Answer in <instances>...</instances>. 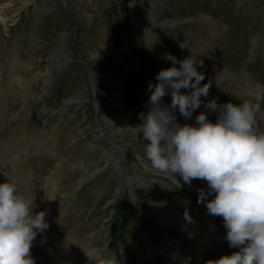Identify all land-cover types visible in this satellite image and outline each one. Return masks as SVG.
I'll list each match as a JSON object with an SVG mask.
<instances>
[{
    "label": "rangeland",
    "instance_id": "374dc122",
    "mask_svg": "<svg viewBox=\"0 0 264 264\" xmlns=\"http://www.w3.org/2000/svg\"><path fill=\"white\" fill-rule=\"evenodd\" d=\"M0 6L11 11L0 21V183L15 180L34 214L47 210L50 227L31 248L35 264H90L83 250L105 245L119 264H206L239 251L221 241L223 218L197 202L207 185L177 187L146 167L149 142L131 128L149 111L148 82L180 66L166 54L200 62L201 86L212 82L191 119L173 113L181 125L197 126L201 113L214 123L219 113L204 106L213 99L258 104L264 123V0ZM162 104L171 105V89ZM186 210L192 222L184 228Z\"/></svg>",
    "mask_w": 264,
    "mask_h": 264
},
{
    "label": "clouds",
    "instance_id": "9594fccd",
    "mask_svg": "<svg viewBox=\"0 0 264 264\" xmlns=\"http://www.w3.org/2000/svg\"><path fill=\"white\" fill-rule=\"evenodd\" d=\"M184 48L183 44L180 45ZM173 66L148 82L149 111L141 113V126L131 128L142 133L149 167L172 179L180 186L193 180L207 183V191L198 189V203L205 204L207 214L222 217L225 237L231 255L206 264H264V128L258 119L260 106L250 101L218 105L213 99L204 106L219 115L213 123L204 113L195 124L181 125L173 114L178 111L185 120L201 107L211 88V80L201 86L205 75L197 71L190 57L177 60L164 57ZM171 89V105L163 106L162 98ZM181 89H190L182 93ZM214 194V198L208 197ZM54 200V199H50ZM34 200L20 192L15 180L0 183V264H35L31 248L38 234L49 229L47 210L34 214ZM36 207V205H35ZM184 218L192 219L186 210ZM108 246L84 251L90 264H119L115 254H107Z\"/></svg>",
    "mask_w": 264,
    "mask_h": 264
},
{
    "label": "bare ground",
    "instance_id": "6f19581e",
    "mask_svg": "<svg viewBox=\"0 0 264 264\" xmlns=\"http://www.w3.org/2000/svg\"><path fill=\"white\" fill-rule=\"evenodd\" d=\"M9 6V5H8ZM7 7V6H6ZM10 12L11 13V11H9L8 10V8H5V7H3V6H0V21H2V22H4V16H1V15H5V14H2L3 12ZM20 11V10H19ZM14 13V12H13ZM16 15H18V14H16ZM17 17V16H16ZM6 18V17H5ZM7 20V19H6ZM204 43V42H203ZM205 49V48H204ZM242 82H244V80L242 81L241 80V83ZM237 89L235 90V91H237L238 90V88L240 87L239 85H240V83H239V80H237V81H235V82H231ZM250 84V83H249ZM130 115V117H133L132 116V114H127V116H129ZM262 120V119H261ZM260 126L262 127V128H264V123H260ZM176 176V175H175ZM177 178H179V177H177ZM181 178V177H180ZM182 179V178H181ZM198 180V179H197ZM178 181H179V184H180V186L179 187H183V188H190V186H186L185 184H184V182L183 181H181L180 179H178ZM193 181H196V180H193ZM200 183H202V184H204V185H207V183L205 182V181H201V180H198ZM213 199V198H212ZM180 204V203H179ZM178 204V205H179ZM181 205V204H180ZM221 227L222 228H224V226H223V224H221ZM224 234H225V237H226V235H227V233L226 232H224ZM49 239V238H48ZM225 240V239H224ZM46 245V244H45ZM44 245V246H45ZM50 245V246H49ZM52 249H53V244H51L50 242H48V253H49V251H51L52 252ZM58 252V251H57ZM58 256V255H57ZM49 259V258H48ZM46 260V259H45ZM56 262V261H55Z\"/></svg>",
    "mask_w": 264,
    "mask_h": 264
},
{
    "label": "crops",
    "instance_id": "0c3cea01",
    "mask_svg": "<svg viewBox=\"0 0 264 264\" xmlns=\"http://www.w3.org/2000/svg\"><path fill=\"white\" fill-rule=\"evenodd\" d=\"M179 223H180V227H184V228H186V226H187V224L189 225V222L184 218V213H181V215H180V217H179ZM193 224H195V221H193ZM194 226V225H193ZM199 227H200V225H196V231L197 232H199ZM221 228V231H222V233L224 234V232H226L227 233V229L226 228H222V227H220ZM199 229V230H198ZM193 232V231H192ZM222 233H221V235H222ZM197 236H196V238H198L199 237V234L197 233L196 234ZM224 237H225V234H224ZM221 241H223L224 243H227L228 244V242L226 241V239L224 240V239H222ZM188 247V252L187 253H191V250L193 249V248H189V246H187ZM190 249V250H189ZM200 259H197V262L196 261H193V263L192 264H197V263H199L200 264Z\"/></svg>",
    "mask_w": 264,
    "mask_h": 264
}]
</instances>
